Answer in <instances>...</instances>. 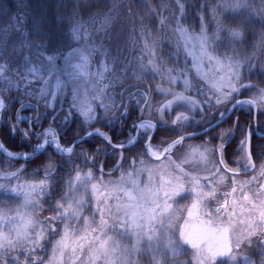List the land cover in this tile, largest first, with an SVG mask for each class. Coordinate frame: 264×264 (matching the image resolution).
Listing matches in <instances>:
<instances>
[{"label":"snow or ice","instance_id":"obj_1","mask_svg":"<svg viewBox=\"0 0 264 264\" xmlns=\"http://www.w3.org/2000/svg\"><path fill=\"white\" fill-rule=\"evenodd\" d=\"M14 7L0 264H264V0Z\"/></svg>","mask_w":264,"mask_h":264},{"label":"trees","instance_id":"obj_2","mask_svg":"<svg viewBox=\"0 0 264 264\" xmlns=\"http://www.w3.org/2000/svg\"><path fill=\"white\" fill-rule=\"evenodd\" d=\"M137 2H139V0H137ZM155 3H159L160 0H154ZM209 3H215V0H209ZM0 4L2 5H7L9 8L12 9L13 14L15 13V0H0ZM251 40V37L249 38ZM235 115H240L243 118H247L248 113L245 111H238L237 113H235ZM226 126V125H225ZM14 146V145H13ZM2 162H0V165Z\"/></svg>","mask_w":264,"mask_h":264},{"label":"rangeland","instance_id":"obj_3","mask_svg":"<svg viewBox=\"0 0 264 264\" xmlns=\"http://www.w3.org/2000/svg\"><path fill=\"white\" fill-rule=\"evenodd\" d=\"M221 51H223V49H221ZM189 62H190V58H189ZM181 63H183V58L181 59ZM239 111H245V112H247V110L246 109H240ZM2 164V163H1ZM0 166H3V165H0ZM246 177H241V179H245ZM185 215H186V213H185Z\"/></svg>","mask_w":264,"mask_h":264}]
</instances>
